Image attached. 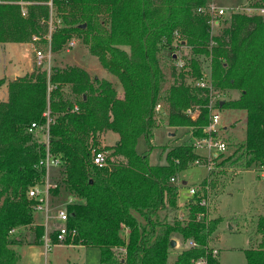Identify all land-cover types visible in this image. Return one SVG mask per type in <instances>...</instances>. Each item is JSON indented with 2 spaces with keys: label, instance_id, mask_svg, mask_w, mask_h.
<instances>
[{
  "label": "trees",
  "instance_id": "trees-1",
  "mask_svg": "<svg viewBox=\"0 0 264 264\" xmlns=\"http://www.w3.org/2000/svg\"><path fill=\"white\" fill-rule=\"evenodd\" d=\"M1 1L6 3L0 4V43H29L48 34L42 21L50 17L51 0H25L36 3L29 7L28 18L11 3L18 0ZM207 2L53 0L63 27L52 35V51L58 53L73 37L81 38L119 80L124 95L120 98L111 81L80 67L0 80V88L7 85L9 91L8 100L0 101V264H18L10 232L34 223L35 201L28 192L45 178V170L37 166L46 157L47 143L40 139L45 129L32 133L30 128L33 123L46 127L47 112L52 119L49 151L61 160L59 185L51 195L57 196L63 186L79 200L67 207L68 227L77 232L68 245L99 249L101 264H195L206 257L218 264L209 243L223 219L209 218L207 206L201 205L204 191L187 203V216L180 219L179 188L170 182L201 157L192 141L206 136L203 129L211 114L210 91L188 81L197 82L204 60L210 59L214 91L240 92L239 99L221 101L218 107L247 114L244 142L228 158L218 156L211 173L227 165L240 170L264 165V19L236 15L230 27L212 37L209 19L197 12ZM180 33L183 39L176 47ZM178 48H190L192 56L185 58L186 67L170 89L168 125L190 128L192 135L190 141L166 146L167 162L153 166L155 109L164 84L158 54L164 49L179 59ZM188 110L196 117L187 115ZM108 131L119 140L102 148L101 136ZM140 138L148 144L142 154L137 151ZM94 150L111 152L106 167L94 164ZM111 157L119 161L112 163ZM258 232L261 243L245 251L247 264H264L261 223ZM43 234L38 227V238ZM176 237L196 247L183 250L170 263Z\"/></svg>",
  "mask_w": 264,
  "mask_h": 264
},
{
  "label": "rangeland",
  "instance_id": "rangeland-1",
  "mask_svg": "<svg viewBox=\"0 0 264 264\" xmlns=\"http://www.w3.org/2000/svg\"><path fill=\"white\" fill-rule=\"evenodd\" d=\"M211 5L227 11V15L222 20L221 26L216 27L214 31H212L211 36L213 34L214 37L220 36L226 28L230 27L234 16L245 15L247 8H264V4H262L261 0H208L206 7ZM260 17L264 19V16ZM39 38H41V41L39 42H36L33 39L30 40L29 43H18L24 44L23 46H20V51L17 49L15 50V48L12 47L5 48V43H0V75L11 70L13 67H16L10 78H4L6 81L13 80L17 74L23 75L26 71H29L21 68L26 61L31 63L32 67L30 73L28 72L26 75L36 72L37 70H43L38 65L37 52L42 51L46 53L48 48L45 37L43 40L41 36H39ZM72 39L77 42V45L74 48L69 49L68 51L67 47L64 46V48L58 53L52 51L51 70L55 67L63 69L69 67L86 68L90 71L92 77L114 81V84H116L114 87L117 89L119 96H123L124 90L119 80L102 67L99 59L89 52L88 47L84 44L81 38L75 36ZM182 39L183 37L181 33L176 35V47L180 44ZM126 50L130 51L128 48H126ZM175 52L179 55V59L177 56L176 58H173L170 56L169 52L164 49L158 54L160 66L164 73V84L160 97V103L163 105V110L160 114H156L157 128L155 131V137L152 140L154 149L150 154V163L153 166L163 165L167 162L166 155L169 152V149L167 150L166 146H176L190 141L192 135V130L190 128L177 129L168 125L170 114V89L174 85L179 72L183 71V69L177 67V61L179 62L181 60L185 62L187 58L192 56L190 48H178ZM204 64L203 72L210 69V59L204 60ZM188 83L196 85V82L188 81ZM216 93L219 97L217 96L214 100V104H216L217 112L222 117L218 136L224 139L229 145V149L224 155L228 158L233 155L236 148L243 143L246 138L247 116L244 112H234L233 110L231 111L218 107V103L221 101L239 99V91H224L222 93ZM5 97H7V101L9 97L7 85L0 88V101H5ZM102 136V148L107 147V143H113L114 139L111 137L103 142ZM40 139L46 141L45 135H41ZM113 145H115V143ZM147 149L148 144L146 140L140 138L137 146L138 153H145ZM110 155L111 152L108 151V157ZM118 159L119 158L116 157L110 158L112 163L119 161ZM219 168L215 170V173L210 174V171L205 167H197L191 164L187 171L176 177V182L173 185L179 188V194L181 196V200L180 197L179 200L183 202V205L179 202V215L180 218L182 215L185 217L187 216V202L184 201L192 188H195L198 191H204L203 193L209 202L207 206L209 218L211 220L217 218L223 219L218 230L213 235V238L215 239L214 245L222 250L221 263L247 264L245 251L252 249L254 246H259L257 244L262 240V234L258 232V223H261V225L264 226V216L260 214L261 212L264 213V183L256 173L258 170L257 166L251 168L256 171L249 170L242 174H240L242 169L240 170L233 166L227 165L225 170L224 167ZM205 180L207 181V184H203ZM49 181L51 185H59L60 167L50 171ZM183 182H187V185H183ZM40 190L44 193L46 188L42 186L40 187ZM59 191L64 192L67 190L62 186ZM63 192L58 196H53L52 194L50 198V213L48 216L50 226L49 233L53 240L51 249L46 253L44 240L46 228L44 229L43 227L45 231L42 238L43 243L36 246L34 245L33 247L32 243L35 235L32 232H29L28 243L25 242L22 248L19 249V253L21 254L19 264H101V253L99 249L56 243V238L55 240L53 239L54 235H57L58 227L63 226L62 222L57 221V212L64 208L68 201L66 192L65 194ZM219 198L220 200L217 203L219 206L217 207L214 203L216 199L218 200ZM33 214L37 223H40L42 226L46 225V215L43 212L34 211ZM232 215L241 216L230 218ZM236 221L241 223L240 232L231 233L230 225L234 224V227H236L238 224ZM177 240L179 241V246L177 250H173L170 255V260L173 262L177 258L179 251L182 252L191 247L190 242L185 243L180 237H177ZM120 251L123 252V250Z\"/></svg>",
  "mask_w": 264,
  "mask_h": 264
},
{
  "label": "built area",
  "instance_id": "built-area-1",
  "mask_svg": "<svg viewBox=\"0 0 264 264\" xmlns=\"http://www.w3.org/2000/svg\"><path fill=\"white\" fill-rule=\"evenodd\" d=\"M6 2H3L0 0V4H3ZM12 4H16L20 7L21 15L23 18L29 17V7L36 4L34 2H28L25 0H18L15 2H11ZM49 6L51 8L50 17L47 21L43 20L42 22L44 24H47L49 27L48 34L45 36V41L47 45V52L44 53L42 51L37 52V59H38V65L43 70H47L49 73L51 72V62H52V35L59 29L63 27V22L58 18L56 13L53 9V0H51L49 3ZM247 12L245 15L254 17V16H264V8L254 9L253 7H249L246 9ZM198 13L201 15H205L209 19V25L211 27V33L214 31L216 27L221 26V22L224 19V17L227 15V11L222 8H217L214 5L203 7L198 9ZM212 37L213 34H212ZM34 40L36 42L41 41V38L38 36L34 37ZM77 45L76 40L71 39L65 46L67 47L68 51L69 49L74 48ZM211 46H214V42H212ZM177 67L179 69H185L186 63L183 61H177ZM196 87L205 89L210 91L211 94V103H210V109L211 114L209 118V124L206 126L203 130L206 134L205 137L194 139L192 141V145L195 148L196 152L201 155L200 158L196 159L193 163L194 166L197 167H205L207 170L210 171V173L213 171L215 167V160L220 155H225V153L229 149L228 143L220 138L218 136L219 127L222 122L221 115L217 112L216 104H214V100L217 98L218 94L214 91L213 85H212V76H211V69H208V71L203 72V76L199 78V80L196 82ZM219 97V96H218ZM75 110L77 111L78 108L76 107ZM163 105L159 102L156 106L155 113L158 115L162 112ZM187 115L195 118L196 115L191 111L188 110ZM45 116L47 117L48 125L46 127H41L37 123H33L30 128V132H38L41 133L45 129V135L46 143H47V154L46 157L41 159L38 163V168L45 170V178L41 183L36 184V186L32 187L28 192V197L31 200L35 201V205L33 206L34 211H39L45 213L47 220L49 219V213H50V198H51V191L57 187V185H51L49 181V173L52 169L58 168L61 166V160L55 156H53L49 151V125L52 122V119L50 117V112L45 113ZM204 153V154H201ZM93 162L94 164L99 167L103 168L108 165V152L107 151H93ZM257 174L260 178V180L264 183V165L257 166ZM171 184H175L176 177L171 179ZM181 183V182H179ZM183 184V183H182ZM44 186L46 188V191L44 193L41 192L40 187ZM198 193V190L195 188H192L189 191L190 195V201H192L193 197ZM76 202V199L74 197L70 198L64 208L60 209L57 212V221L62 222L63 226L58 227L57 229V235H56V243L61 244H68L69 239L71 241L74 240V238L77 235V232L75 230H71L68 227V211L67 207L71 204H74ZM208 200L206 197L201 202L202 206H208ZM185 218V216H181L180 219ZM16 230H12L10 232V235H13V233ZM45 240V246L46 249L49 250L52 247L53 240L50 237V233L46 230V235L44 236ZM191 247H196V244L193 242H190ZM211 256L214 260H218L219 258V250L212 249ZM195 264H210V261L208 257L202 258L198 260Z\"/></svg>",
  "mask_w": 264,
  "mask_h": 264
},
{
  "label": "crops",
  "instance_id": "crops-1",
  "mask_svg": "<svg viewBox=\"0 0 264 264\" xmlns=\"http://www.w3.org/2000/svg\"><path fill=\"white\" fill-rule=\"evenodd\" d=\"M2 45V44H1ZM24 44H16V43H5L4 44V46H5V48L7 47H12V48H15V50L17 49V50H19L20 51V46H23ZM21 68H23V70H29V71H26V73L25 74H23V75H15V78H18V77H22V76H25L26 74H28V72L30 73V70H31V63H29L28 61H26V63L24 64V66H21ZM81 68H83V67H81ZM7 69V68H6ZM15 69H16V67H13L11 70H8L7 72H4L3 74H1L0 75V80L1 79H4V78H10V76L12 75V73L15 71ZM83 69H85L86 71H88L86 68H83ZM33 71V70H32ZM31 71V72H32ZM89 73H90V71H88ZM91 75V74H90ZM14 78V79H15ZM9 81V80H8ZM109 81H111L113 84H114V81H112V80H109ZM116 84H114V86H115ZM123 96H120V98H122ZM6 99H7V97H5V101H6ZM232 111V110H231ZM234 112H236V111H234ZM240 112H243V111H240ZM245 114H246V112H244ZM246 116H247V114H246ZM109 137H111V138H113L114 140H113V143H107L108 145H106L105 143V145L106 146H113V144L114 143H116L118 140H119V136L116 134V133H114V132H111V131H108V132H106V133H104L103 134V136H102V138H103V142L104 141H107V139L109 138ZM249 170H253V171H256V170H254V169H251V168H249V169H242L241 171L242 172H240V174H242L243 172H246V171H249ZM257 173V172H256ZM259 177V176H258ZM187 183V182H186ZM61 192H63V191H59V193H58V195H60L61 194ZM65 192L66 191H64L63 193L65 194ZM227 192V191H226ZM225 192V193H226ZM179 193H180V191H179ZM57 195V196H58ZM66 195H67V199L69 200L70 198H72V197H74L75 198V196L74 195H72L70 192H66ZM224 195V194H223ZM222 195V196H223ZM221 196V197H222ZM179 197H180V200H181V196H180V194H179ZM220 197V198H221ZM190 195L188 194L187 195V197L185 198V201L184 202H189L190 201ZM220 198L217 200L216 199V201H215V206H219V205H217V203L219 202V200H220ZM179 200V202H180V204L181 205H183V202H181ZM68 202V201H67ZM66 202V203H67ZM77 202H79V200L77 201L76 200V202L75 203H77ZM45 214V213H44ZM260 214H262L263 216H264V213L263 212H261ZM259 215V214H258ZM238 215H232V216H230V218H232V217H237ZM241 215H239L238 217H240ZM222 217V216H221ZM233 220H235V219H233ZM239 220H240V218H239ZM236 222H238V221H236ZM38 227H44V229L46 228V230L48 231V232H50V230H49V219L47 220V217H46V225L45 226H42L40 223H37L36 222V220L34 219V223L32 224V225H30V226H28V227H24V228H21V229H18V230H16L14 233H13V235H11V242H12V246H13V248L17 251V253L19 254V257H20V259H21V254L19 253V249L20 248H22V246L25 244V242H27L28 243V239H29V232H32L34 235H35V238H34V241H33V243H32V247L35 245H38V244H42L43 243V239L41 238V239H39L38 238V236H37V228ZM240 229H241V223H239L238 222V224H237V226L236 227H234V224L232 225H230V232L231 233H236V232H240ZM44 234H45V231H44ZM129 234V231H126V235H128ZM214 235V234H213ZM44 236V235H43ZM53 239H54V237H53ZM55 240V239H54ZM175 240H176V242H177V246L173 249V250H177V248H178V246H179V241L177 240V237L175 238ZM214 243H215V239L213 238V236H212V238L210 239V243H209V245H210V247L212 248V249H218L219 251H220V256H219V258H218V264H222L221 262H222V259H221V255H222V250L221 249H219L216 245H214ZM261 243V241L257 244V245H259ZM79 246H82V245H79ZM84 247V246H83ZM86 247V246H85ZM258 246H254L253 248H257ZM88 248H90V247H88ZM50 250V249H49ZM47 249H46V253H47ZM173 252V251H172ZM179 253H181L180 251L178 252V254ZM178 256V255H177ZM20 261V260H19ZM173 261H171L170 260V263H172ZM18 264H19V262H18Z\"/></svg>",
  "mask_w": 264,
  "mask_h": 264
},
{
  "label": "water",
  "instance_id": "water-1",
  "mask_svg": "<svg viewBox=\"0 0 264 264\" xmlns=\"http://www.w3.org/2000/svg\"><path fill=\"white\" fill-rule=\"evenodd\" d=\"M84 28H85V25H84ZM175 58H176V56H175ZM183 185H187V183H186V182H183ZM172 246H173L174 248L177 246V242H176V240H173V241H172Z\"/></svg>",
  "mask_w": 264,
  "mask_h": 264
}]
</instances>
